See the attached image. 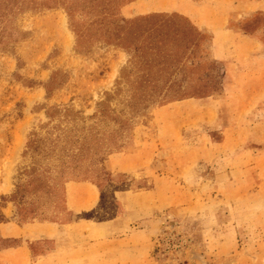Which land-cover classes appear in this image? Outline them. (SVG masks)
Listing matches in <instances>:
<instances>
[{
    "label": "rangeland",
    "instance_id": "374dc122",
    "mask_svg": "<svg viewBox=\"0 0 264 264\" xmlns=\"http://www.w3.org/2000/svg\"><path fill=\"white\" fill-rule=\"evenodd\" d=\"M184 1L0 0V223L88 181L104 226L47 264H264V65L212 60Z\"/></svg>",
    "mask_w": 264,
    "mask_h": 264
},
{
    "label": "crops",
    "instance_id": "0c3cea01",
    "mask_svg": "<svg viewBox=\"0 0 264 264\" xmlns=\"http://www.w3.org/2000/svg\"><path fill=\"white\" fill-rule=\"evenodd\" d=\"M50 1H54L56 5L44 9L43 13H39L34 19L62 12L59 6L61 0ZM142 5L143 3L135 1L129 7L141 13ZM171 10L182 14L197 31L209 36L207 51L210 52L212 60L229 61L232 54L243 47L250 68L264 65V57L260 55L263 44L259 39V36L263 34V27L257 28L256 25L251 28L248 23L253 14H264V0H185L179 9ZM150 11L153 10L150 9ZM246 27L249 28L246 29ZM254 64L258 66L254 67ZM259 84L264 85V66L262 72H259ZM97 203L98 194L92 183L73 181L63 186V206L67 213V220L36 221L33 219L18 224L12 216L8 217L3 213L4 221L0 223V239H13L17 243L14 247L0 250V258L3 262L10 260L9 263L15 258L25 264H47L56 259H64L78 240L77 236H83L87 231L91 232L93 228L100 230L104 228L102 222L92 223L88 219L79 218L94 210ZM35 245L43 247V252L40 253L43 255L32 257L31 248Z\"/></svg>",
    "mask_w": 264,
    "mask_h": 264
}]
</instances>
